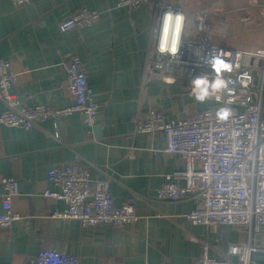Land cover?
<instances>
[{
	"label": "crops",
	"instance_id": "obj_1",
	"mask_svg": "<svg viewBox=\"0 0 264 264\" xmlns=\"http://www.w3.org/2000/svg\"><path fill=\"white\" fill-rule=\"evenodd\" d=\"M213 1L200 0L202 9L217 13L215 18L199 20L207 40L250 53L257 69L264 51V0H221L212 7ZM116 3L30 0L14 6L10 0H0V56L10 59L17 73L10 90L19 101L70 105L73 98L60 61L76 55L99 105L93 127H87L76 113L30 128L0 123V175L17 179L20 191L11 199L12 211L20 218L0 229V264H24L45 247L78 255L84 264H194L205 246L209 255L221 257L227 254L228 242L245 239L242 229L191 223L186 214L195 201L190 197L155 196L164 175L181 169L183 163L163 152L162 132H135L137 119L150 105L168 119L178 120L212 103L190 95L187 78L171 74L168 83L166 77H145L152 5L128 10ZM82 7L101 12L100 18L61 32L58 24ZM3 108L0 100V112ZM75 157L89 167L91 177L108 180L117 205H133L135 221L122 227L103 223L81 227L76 219L54 215L65 203L45 196V188L55 190L47 181L48 171ZM260 247H264V232Z\"/></svg>",
	"mask_w": 264,
	"mask_h": 264
},
{
	"label": "built area",
	"instance_id": "obj_2",
	"mask_svg": "<svg viewBox=\"0 0 264 264\" xmlns=\"http://www.w3.org/2000/svg\"><path fill=\"white\" fill-rule=\"evenodd\" d=\"M10 2L14 6H24L30 0ZM143 3L152 5L154 16L145 62L146 78L161 80L171 74L187 78L186 89L192 95L193 78L205 74L209 78L214 76L207 63L211 56L220 50L229 51L230 56L225 59L231 60L234 65L231 72L223 75L225 79L231 78L233 83L229 87L235 91L231 94L226 91L211 93L205 99L211 101L209 107L197 111L191 117L170 120L150 105L144 116L137 119L135 132H162L165 138L163 152L178 156L183 163L181 169L164 175V181L156 188L155 196L170 200L186 197L194 199V207L186 214L193 224H224L244 231V240L227 243L226 255L211 256L205 246L194 264H264L251 259L253 251L258 249L253 243L255 234L264 232V116L261 114L264 51L260 54V64L256 69L250 53L208 41L205 36L207 32L199 20L215 18L214 14L217 13L209 11L208 7L202 9L200 0H176L174 3L163 0H117L116 5L132 10ZM220 3L221 0L211 2L212 7ZM167 11L185 16L181 41L174 56L158 51L162 19ZM100 14L97 10L82 7L61 21L58 29L65 32L90 25L100 18ZM60 65L67 75V90L73 102L63 107H49L42 103L26 105L10 90L17 75L11 60L0 56V100L4 103L0 123L30 128L47 119L57 120L76 113L87 127H93L99 105L93 98L81 59L72 55L61 60ZM244 73H247V77L242 75ZM245 79L246 85L242 83ZM217 95L221 97L219 101ZM222 106L232 109V115L225 121L217 120L215 115ZM47 181L55 190L45 188V196L65 203L64 209L55 211L54 215L63 219H76L81 227L100 223L122 227L137 219L133 205H117L109 191L108 180L91 177L89 167L78 157L70 163L52 166ZM0 185L1 229L20 218L11 207L12 197L20 191L18 180L13 177L0 175ZM233 246L238 249L236 253L230 251ZM24 264L84 263L78 255L45 247Z\"/></svg>",
	"mask_w": 264,
	"mask_h": 264
},
{
	"label": "clouds",
	"instance_id": "obj_3",
	"mask_svg": "<svg viewBox=\"0 0 264 264\" xmlns=\"http://www.w3.org/2000/svg\"><path fill=\"white\" fill-rule=\"evenodd\" d=\"M185 23V16L181 13H173L167 11L164 13L162 19L161 42L158 45V51L161 53H169L175 55L181 41V34ZM229 51L220 50L207 61L214 72V76L209 78L208 74L200 75L191 80V93L198 101L203 102L211 93H219L226 91L231 94L235 90L229 87L233 83L231 78L225 79L224 73L231 72L234 65L231 60H226L229 57ZM247 77V73L242 74ZM239 79V77H237ZM168 83H172V79L166 77ZM243 84H247V79L242 80ZM217 101L221 99L219 95L216 96ZM216 118L219 121L228 120L232 115V109L229 107H220L216 110ZM230 251L236 253L237 247L233 246Z\"/></svg>",
	"mask_w": 264,
	"mask_h": 264
},
{
	"label": "water",
	"instance_id": "obj_4",
	"mask_svg": "<svg viewBox=\"0 0 264 264\" xmlns=\"http://www.w3.org/2000/svg\"><path fill=\"white\" fill-rule=\"evenodd\" d=\"M257 77H254V82H256ZM96 134L99 133V128L98 126L95 128ZM260 234H255V241L253 242L258 249L256 251H253L251 255V259L255 262H264V247H260Z\"/></svg>",
	"mask_w": 264,
	"mask_h": 264
}]
</instances>
